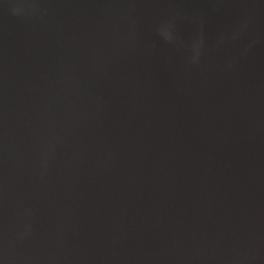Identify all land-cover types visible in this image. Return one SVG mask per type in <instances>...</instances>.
Masks as SVG:
<instances>
[{
    "label": "water",
    "instance_id": "obj_1",
    "mask_svg": "<svg viewBox=\"0 0 264 264\" xmlns=\"http://www.w3.org/2000/svg\"><path fill=\"white\" fill-rule=\"evenodd\" d=\"M0 264H264V0H0Z\"/></svg>",
    "mask_w": 264,
    "mask_h": 264
}]
</instances>
